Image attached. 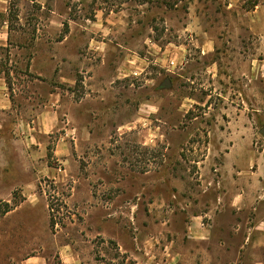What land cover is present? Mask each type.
Listing matches in <instances>:
<instances>
[{
	"label": "rangeland",
	"instance_id": "374dc122",
	"mask_svg": "<svg viewBox=\"0 0 264 264\" xmlns=\"http://www.w3.org/2000/svg\"><path fill=\"white\" fill-rule=\"evenodd\" d=\"M0 75V264L238 263L186 217L231 118L264 139V0H0Z\"/></svg>",
	"mask_w": 264,
	"mask_h": 264
},
{
	"label": "crops",
	"instance_id": "0c3cea01",
	"mask_svg": "<svg viewBox=\"0 0 264 264\" xmlns=\"http://www.w3.org/2000/svg\"><path fill=\"white\" fill-rule=\"evenodd\" d=\"M231 3L241 4L242 0ZM6 82V77L0 75V110L12 106ZM248 122L250 118L243 113L232 117L221 136L233 142L209 146L204 159L194 162L200 169L199 188L203 191L198 195L197 210L186 217L185 236L193 242L213 245L217 250L235 252L237 264H264V139L255 141L256 133ZM207 191L211 195L208 198ZM189 255L182 249L168 264L172 260L186 264ZM203 258L200 264H216V257L210 253L208 260ZM243 259L247 261L242 262ZM21 264H52V259L31 257ZM61 264L82 263L73 256Z\"/></svg>",
	"mask_w": 264,
	"mask_h": 264
},
{
	"label": "trees",
	"instance_id": "16d2710c",
	"mask_svg": "<svg viewBox=\"0 0 264 264\" xmlns=\"http://www.w3.org/2000/svg\"><path fill=\"white\" fill-rule=\"evenodd\" d=\"M8 21H9V19H8ZM16 206H18V204L10 205L9 203H6L4 205V210L2 211V214L1 215L7 214L11 210H13V208L16 207Z\"/></svg>",
	"mask_w": 264,
	"mask_h": 264
},
{
	"label": "water",
	"instance_id": "95a60500",
	"mask_svg": "<svg viewBox=\"0 0 264 264\" xmlns=\"http://www.w3.org/2000/svg\"><path fill=\"white\" fill-rule=\"evenodd\" d=\"M171 85H172L171 81L170 80H166L165 83L163 84V87L164 88H170ZM263 133H264V131H263Z\"/></svg>",
	"mask_w": 264,
	"mask_h": 264
}]
</instances>
